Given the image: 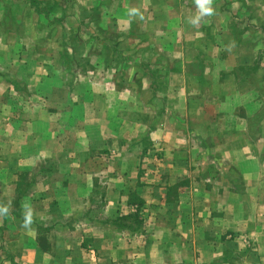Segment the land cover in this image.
Wrapping results in <instances>:
<instances>
[{"label": "crops", "instance_id": "0c3cea01", "mask_svg": "<svg viewBox=\"0 0 264 264\" xmlns=\"http://www.w3.org/2000/svg\"><path fill=\"white\" fill-rule=\"evenodd\" d=\"M95 2L79 73L0 30V264H264V0Z\"/></svg>", "mask_w": 264, "mask_h": 264}, {"label": "rangeland", "instance_id": "374dc122", "mask_svg": "<svg viewBox=\"0 0 264 264\" xmlns=\"http://www.w3.org/2000/svg\"><path fill=\"white\" fill-rule=\"evenodd\" d=\"M114 1L115 3L118 2V0H111V4H113ZM95 3H96L95 0H81V1L80 0L78 1H75V0L74 1L73 0H7L5 1L4 0V1H0V30L3 29L4 26L6 27V23L11 25L10 22L12 20V17L9 16L7 18V16L10 12L13 14L15 13L14 14V24L22 25V23L24 22L27 28L29 27L25 33L27 34V36L24 34L25 37L23 38V40L25 43L28 42L27 44L31 46L30 48L31 50H34L31 56H38L42 58L44 57V53L47 55L49 54L51 55L52 52L54 51L52 49L57 48L58 52H56V54L58 56V59H60L58 60V67L61 70H65L63 66L68 67V62L67 64H63V58L59 56V53L61 54V50H63L66 46L65 43L62 46V42H69V43L73 42L75 45L71 46L70 48H67L69 52L68 54L69 58L72 59V63H70L69 67L72 66L75 69V73H79L87 69V66H83V65L86 64L85 57L90 55V48H89L88 42H90L92 38L100 42V39L103 37L102 29L100 30V27L97 31L92 32L93 30L92 24H94V22L97 20H101V17L97 13L98 10L96 9L97 5ZM24 9L30 10L25 16L22 15V11ZM58 9L61 10L63 14H68L70 12H73L74 17L73 18L63 17V23L69 24L68 29H70L72 25L75 28L74 32L76 30V33H68L64 36H60L61 32L60 30L58 31V15H55V14H58ZM49 11L51 12L53 16V20H52V16H50ZM44 12H47L48 14H44ZM85 13H88V15L85 16L84 15ZM75 14H78L79 16ZM47 22H49V26ZM262 24L263 23H262L261 18H256V21L254 23V27L256 28V34H258L257 35L258 37L261 36L263 38L262 31H264V29L262 28ZM60 25L61 24L59 23V26ZM256 26H259V27H256ZM0 35H2V32H0ZM59 36L62 41L58 43ZM18 43H21V40H19ZM61 46L63 49L61 48ZM2 51H5V50H2ZM94 52L96 53V50ZM96 54L101 55V53H96ZM62 55L67 56L64 50H63ZM8 70L9 68L6 65H3L1 67L2 72H7ZM38 70L42 71L44 70V67L40 66L38 67ZM4 75L6 76V74ZM21 76H22L21 70L19 71L15 68L14 79L16 83L22 84ZM9 84L11 83L9 82ZM5 88H6V79L3 80V78H0V92H3ZM191 88L193 90V86ZM159 97L160 98H156V101L157 103L160 104V101L164 97V95H160ZM6 98L7 100H10L9 97H6ZM146 99H149V98H144L145 101ZM17 100L18 98H16V101ZM57 100H58V97H57ZM166 100H167V97H166ZM31 103L33 105H37L38 102L31 101ZM45 104H47L48 106L49 104H54V102L53 101L51 102L49 100V101H46ZM261 132L262 130H260L259 134H261ZM257 138H258V133L256 132V136H254V140L257 141ZM262 144H263L262 141H260V143L256 147L261 148ZM262 198H264V196H260L257 199L258 204L255 203L256 213H262L264 211V206L262 205V201H263ZM256 217L259 218L257 215ZM239 219L240 221L242 220L241 217ZM260 220L262 222V217H260ZM253 226L255 230L257 227H260L258 222L252 225L251 227ZM242 228L243 229L245 228L244 224ZM258 232L259 231H257V233ZM257 233H256V236H257ZM229 235H230V231L224 232V237H228Z\"/></svg>", "mask_w": 264, "mask_h": 264}, {"label": "clouds", "instance_id": "9594fccd", "mask_svg": "<svg viewBox=\"0 0 264 264\" xmlns=\"http://www.w3.org/2000/svg\"><path fill=\"white\" fill-rule=\"evenodd\" d=\"M196 7L198 8V14L195 15L193 18L189 20V23L192 25H197L200 23L202 18L205 16H211L214 13V8H213V0H195ZM128 15L135 17V16H140L141 19L142 14L139 12L138 9L136 8H130L128 10ZM9 214V206L4 205L0 206V216H6ZM32 223V214L30 210H26L25 216H24V226L28 227Z\"/></svg>", "mask_w": 264, "mask_h": 264}]
</instances>
